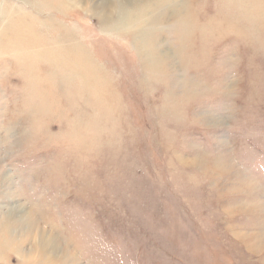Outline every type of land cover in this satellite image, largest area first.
Returning <instances> with one entry per match:
<instances>
[{
  "label": "rangeland",
  "instance_id": "374dc122",
  "mask_svg": "<svg viewBox=\"0 0 264 264\" xmlns=\"http://www.w3.org/2000/svg\"><path fill=\"white\" fill-rule=\"evenodd\" d=\"M50 1L0 0V264H264V0Z\"/></svg>",
  "mask_w": 264,
  "mask_h": 264
},
{
  "label": "bare ground",
  "instance_id": "6f19581e",
  "mask_svg": "<svg viewBox=\"0 0 264 264\" xmlns=\"http://www.w3.org/2000/svg\"><path fill=\"white\" fill-rule=\"evenodd\" d=\"M82 2V1H84V0H51L50 1V3L51 4H49V5H51V6H53V7H55L56 6V8L59 10H61L62 8H64V6H63V4H64V2H66L68 5H70V4H77L78 2ZM79 2V3H80ZM60 4H61V6H60ZM55 8V9H56ZM95 8V7H94ZM106 8V7H105ZM105 8H99V9H94V11H96V12H101V13H99L100 15H102V18H103V20H105L106 21V17L107 16H109L110 14H109V10L110 9H105ZM65 9V8H64ZM84 9V8H83ZM112 10V9H111ZM119 12V14H117V17H118V19H117V21L114 23V25L112 26V28L114 27V28H116V27H121V26H125L127 23H128V21L129 20H127L125 17H124V15H123V13H122V10H120V11H118ZM122 13V14H121ZM129 19L131 20L132 18L131 17H129ZM65 36L66 37H64V42L62 43V44H71V42L73 41L72 39H73V36L72 35H70V33H69V31H67L66 33H65ZM65 40H66V42H65ZM149 43V42H148ZM52 54H54L53 52H48V53H46V55H50V56H52ZM16 214H18L17 212H16ZM24 223V222H23ZM30 225V224H29ZM47 237V236H46ZM42 241H43V243L46 245H48L49 244V246L51 245L54 249L52 250V252H60L59 251V248H58V246H56V244H53L52 242H50V240H45V239H43V237H42ZM62 257H63V260H65L66 262H68V258L66 257V256H64L63 254H62Z\"/></svg>",
  "mask_w": 264,
  "mask_h": 264
}]
</instances>
